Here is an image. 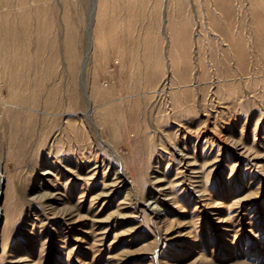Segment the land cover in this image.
<instances>
[{"label": "rangeland", "instance_id": "rangeland-1", "mask_svg": "<svg viewBox=\"0 0 264 264\" xmlns=\"http://www.w3.org/2000/svg\"><path fill=\"white\" fill-rule=\"evenodd\" d=\"M0 264H264V0H0Z\"/></svg>", "mask_w": 264, "mask_h": 264}, {"label": "bare ground", "instance_id": "bare-ground-1", "mask_svg": "<svg viewBox=\"0 0 264 264\" xmlns=\"http://www.w3.org/2000/svg\"><path fill=\"white\" fill-rule=\"evenodd\" d=\"M91 25H92V18L90 17L89 18V23H88V28H87V37H89V33H90V28H91ZM90 38V37H89ZM92 47V45H91V43L88 41V44H87V50H86V54H85V57L87 56V54H88V52H89V50H90V48ZM85 63V62H84ZM88 106H87V108H88V111H89V109H90V105H89V103L87 104ZM181 156V155H180ZM186 158H187V156H186ZM183 159V158H182ZM118 171V170H117ZM121 173V175L119 174V172H117V175L120 177V179L122 178V181H125V179H124V175H123V172H120ZM122 181H120V182H122Z\"/></svg>", "mask_w": 264, "mask_h": 264}]
</instances>
